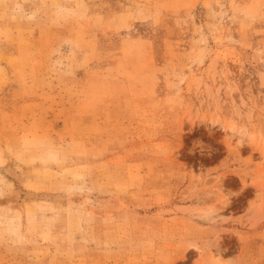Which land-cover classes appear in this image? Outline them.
<instances>
[{"label":"rangeland","instance_id":"obj_1","mask_svg":"<svg viewBox=\"0 0 264 264\" xmlns=\"http://www.w3.org/2000/svg\"><path fill=\"white\" fill-rule=\"evenodd\" d=\"M0 264H264V0H0Z\"/></svg>","mask_w":264,"mask_h":264},{"label":"bare ground","instance_id":"obj_2","mask_svg":"<svg viewBox=\"0 0 264 264\" xmlns=\"http://www.w3.org/2000/svg\"><path fill=\"white\" fill-rule=\"evenodd\" d=\"M8 168V167H7ZM8 171H10L11 172V174L13 173L14 174V171L12 170V169H9ZM9 172V173H10ZM16 172V171H15ZM15 176V175H14Z\"/></svg>","mask_w":264,"mask_h":264}]
</instances>
